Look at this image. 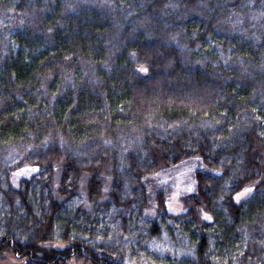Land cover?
Returning a JSON list of instances; mask_svg holds the SVG:
<instances>
[{
    "label": "trees",
    "instance_id": "trees-1",
    "mask_svg": "<svg viewBox=\"0 0 264 264\" xmlns=\"http://www.w3.org/2000/svg\"><path fill=\"white\" fill-rule=\"evenodd\" d=\"M6 252L264 264V0H0Z\"/></svg>",
    "mask_w": 264,
    "mask_h": 264
},
{
    "label": "rangeland",
    "instance_id": "rangeland-1",
    "mask_svg": "<svg viewBox=\"0 0 264 264\" xmlns=\"http://www.w3.org/2000/svg\"><path fill=\"white\" fill-rule=\"evenodd\" d=\"M193 164L182 163L176 170L168 171L160 180H156L157 183H168L171 188L169 196L167 198V208L172 213H179L184 210L182 203V197L191 192L193 189V181L189 178L188 174L193 170ZM35 168L33 167H24L18 170L12 178L13 184H16L21 178L26 177L27 175L33 173ZM56 181V180H55ZM55 183V182H54ZM252 188H246L241 192L236 194V199H242L250 194ZM208 218V217H207ZM3 264H25L24 259H18L13 253L6 252L3 258ZM70 264H76L74 262Z\"/></svg>",
    "mask_w": 264,
    "mask_h": 264
}]
</instances>
